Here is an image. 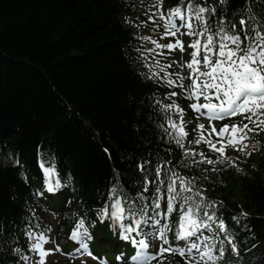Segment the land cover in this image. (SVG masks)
I'll return each instance as SVG.
<instances>
[{
	"label": "trees",
	"instance_id": "trees-1",
	"mask_svg": "<svg viewBox=\"0 0 264 264\" xmlns=\"http://www.w3.org/2000/svg\"><path fill=\"white\" fill-rule=\"evenodd\" d=\"M157 2L0 0V264H21L25 261L22 256L33 254L26 231H46L45 220L54 216L50 209L60 211L62 247H68V232L80 217L91 226L92 234L122 243L119 227L113 229L111 219L100 222L97 216L106 201L110 212L109 191L113 187L117 196L124 198L125 208L132 205L138 219L150 218V225L144 228L148 231L162 219L157 212L163 211L164 200L161 209H155L152 189L141 199L140 184L133 185V178L140 175L137 161L150 154L154 163L164 164L163 179L171 172L195 177L191 183L196 192L204 193L209 202H223L217 215L228 225V237L219 230L214 235L203 229L195 238L215 247L219 257L215 264H264V162L252 165L255 171L249 172L248 163L233 165L228 147V161L215 165L218 170L212 172L213 166H197L190 157L184 158V149L169 142L170 137L158 127L165 121L155 101L169 103L166 94L182 90L143 78L151 72L145 67L147 57L142 56L145 51L140 39L146 31L160 30L163 23L158 29L150 21L147 27L139 28L130 23L148 20L145 13ZM178 3L163 0V10ZM231 8H244L256 22L264 23V3L260 0H232ZM173 99L187 115L196 117L183 95ZM238 122L247 121L237 117L227 124ZM190 141L188 137L185 148L191 146L197 153L203 151L216 158L205 144L189 145ZM17 158L23 168L12 162ZM41 158H51L62 183L70 174L71 184L49 195L39 166ZM36 190L43 195L34 194ZM201 199L197 196L195 203ZM67 200L69 206L61 212ZM179 217L177 210L155 227L172 228L165 247L184 244L174 237ZM213 235V239H205ZM231 237H235L238 254L227 242ZM149 241L156 245L149 251L158 252L161 241ZM128 245L119 250L130 252V257L136 255ZM101 253L115 260L109 247L104 246ZM196 260H200L199 255ZM87 262L58 257L52 264H92ZM151 264H188V260L178 253H164Z\"/></svg>",
	"mask_w": 264,
	"mask_h": 264
},
{
	"label": "snow or ice",
	"instance_id": "snow-or-ice-1",
	"mask_svg": "<svg viewBox=\"0 0 264 264\" xmlns=\"http://www.w3.org/2000/svg\"><path fill=\"white\" fill-rule=\"evenodd\" d=\"M260 2L264 3V0ZM231 4L232 0H188L187 3L185 0H179L177 5L169 8L165 13L163 0H158L145 13L148 20L142 21L141 24L130 22L134 28H139L141 25L147 27L150 21L154 29H158L160 22H163L165 31L160 39L174 38L168 44L162 45L149 36L141 37L155 45L154 49H148L142 53V56L147 57L149 53L164 55L163 50L167 49L170 53L179 51L181 57L180 60H173L161 67L159 71H151L152 65L146 64L145 67L151 74L143 78L159 80L169 88L179 87L182 90L180 93L175 91L167 93L166 98L170 101L169 103L155 101L165 121L158 127L170 137L169 142H174L177 147L184 149L182 153L184 158L190 157L192 164L197 166L211 165L212 172L218 170L215 165H222L228 161L226 152L228 147L250 155L251 152L247 151L250 133L264 131V23L256 22V17L247 14L244 8L230 10ZM152 8L155 11H152ZM218 11L219 15H217ZM157 49L161 51L156 52ZM155 63L159 67L160 62L155 61ZM175 63L190 70L187 77L182 73L166 71ZM161 71L165 73L163 77L160 76ZM185 79L189 81L187 87L183 83ZM181 95L186 99L195 98L197 101L189 106L197 114L192 121H188L190 128H186L185 125L184 109L173 99ZM201 98L204 99V103H199ZM200 116L206 117L210 122L239 116L247 123H243V127L236 123H228L219 130L210 123L206 130L205 125L198 122ZM206 131L207 135H205ZM190 133L192 139L189 145L194 143L199 146L203 143L209 148L210 153L216 154V158L213 159L211 155L206 156L203 151L197 153L191 146L185 148V142ZM105 151L107 152V149ZM12 162L23 168L18 158L13 159ZM232 163L234 165V162ZM39 166L43 171L44 185L49 193H55L71 184L70 174L65 176V183L61 182L60 174L56 170L57 166L51 158L48 160L41 158ZM136 168L140 175L133 178V185L140 184L141 199L151 188V199L155 209H161V200H164V209L158 211L157 215L170 217L173 212L179 210V223L174 237L177 241H184V246L165 247L170 243L167 233L172 232V228L164 225L156 229L155 226L161 224L159 219L148 231H145L144 228L150 225V218L138 219L132 205L125 208L124 198L117 196V189L113 187L109 191V200L112 201L111 212L106 201L105 207L97 210V216L100 222L111 219L110 227L113 229L119 227L121 239L130 241L137 248L136 255L126 257V254L122 253L117 259L122 264H151L158 257H163L164 253H178L181 257L187 258L188 264L193 262L215 264L219 259L215 254L217 251L215 247L199 242L195 238L203 229H208L214 235L219 230L226 238L228 237V225L217 215V212L223 208V202L219 204L215 201L209 202L204 193L196 192L191 183L196 179L195 177L179 176L176 172H171L166 180L163 179L164 164L154 163L151 154L147 159H139ZM203 171L207 172L208 169ZM21 177L27 182L28 177L25 172H21ZM185 193L192 195H185ZM34 194L42 196L43 192L36 190ZM197 196L202 197L199 203H195ZM178 205H181L179 209H177ZM242 215L247 217V213ZM233 219L239 222L238 217ZM95 223L93 221L92 226ZM212 224L216 227L213 228ZM29 227L31 228V225ZM90 227L86 226L85 218L80 217L68 237L78 245L75 251L79 254L93 256L89 247V242L93 239ZM50 232V227L46 231H26V235L32 240L31 251L38 256L34 264H45V258L48 255L55 251H62L59 244H56L54 249L44 247L51 240L48 235ZM133 233H137L139 238L132 235ZM214 235L205 239H213ZM149 238L152 241L157 239L161 241L158 252H149L150 247H156L150 244ZM234 240L235 237H231L227 242L238 254L239 250ZM16 251L19 253L20 249ZM196 255H199V261L196 260ZM22 259L29 260L30 257L22 256ZM101 264H108V262L105 260Z\"/></svg>",
	"mask_w": 264,
	"mask_h": 264
},
{
	"label": "rangeland",
	"instance_id": "rangeland-1",
	"mask_svg": "<svg viewBox=\"0 0 264 264\" xmlns=\"http://www.w3.org/2000/svg\"><path fill=\"white\" fill-rule=\"evenodd\" d=\"M162 35H163V31L162 30H159V31H146V32H144L143 37L144 36H149L153 40H157L158 43L162 44V45H166L171 40H173V38L160 39V37ZM142 44H143V46L145 47L146 50L155 48V45L152 44L150 41H147V40H143L142 39ZM165 50H167V49H164L163 51L165 52ZM159 51H161V50L160 49L156 50V52H159ZM155 55L158 56V57H163L164 56V55H157V54H155ZM180 58L181 57H180V52L179 51H176L174 53H170L169 52L167 61H168V63H170L173 60H180ZM172 66L175 69L176 73H182L185 77H187V68H182L179 63H175ZM244 123H247V122H244ZM236 124H239L241 127H243V123H241V122H238ZM220 128L221 127H219V129ZM250 137H251L250 140L247 141V144H248L247 151L251 152L250 155H247L246 153L243 154L241 152H244V151H238L235 148H233L231 150V153L229 154V156L231 157V159L233 160L234 163L243 162V163L250 164V166H248L246 169L249 172H253V171H255V169H253L251 167L252 165H261V164H263L264 157L262 156V154L264 153V150L262 148L264 146V131H256V132L250 133ZM247 156H250L251 159H247ZM237 198L238 199L241 198V196L238 193H237ZM52 222L54 224V230H53V232L51 233V236H50L51 237V246H49V247L47 246L48 247L47 248L46 245H45L46 249H54L55 248V243L57 244V240L59 238V237H57V233L59 232V236L61 235V230H60L59 226L57 225V220H55V221L53 220ZM105 244H107V245H115L114 243H111V242H105ZM55 252H53L52 254L48 255L45 258V264H52V261L55 258L54 257V253ZM70 257L82 258L83 256L79 255V256H70ZM37 259H38V256L35 254L32 259H30L29 261H27L26 263H23V264H34V262Z\"/></svg>",
	"mask_w": 264,
	"mask_h": 264
},
{
	"label": "bare ground",
	"instance_id": "bare-ground-1",
	"mask_svg": "<svg viewBox=\"0 0 264 264\" xmlns=\"http://www.w3.org/2000/svg\"><path fill=\"white\" fill-rule=\"evenodd\" d=\"M216 262H218V261H216Z\"/></svg>",
	"mask_w": 264,
	"mask_h": 264
}]
</instances>
